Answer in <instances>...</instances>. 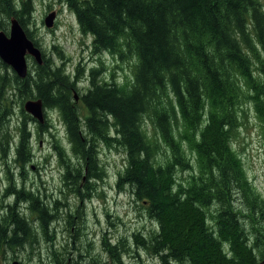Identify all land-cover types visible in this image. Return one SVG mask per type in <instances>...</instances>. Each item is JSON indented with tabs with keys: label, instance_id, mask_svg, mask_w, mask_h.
<instances>
[{
	"label": "trees",
	"instance_id": "1",
	"mask_svg": "<svg viewBox=\"0 0 264 264\" xmlns=\"http://www.w3.org/2000/svg\"><path fill=\"white\" fill-rule=\"evenodd\" d=\"M60 1L76 14L81 31L92 35L95 53L121 60L134 57L133 75L120 83L113 72L107 80L100 59V66L90 69L87 91L78 95L81 68L71 74L43 54L44 62H35L21 78L0 59L2 155L14 149L15 162L34 160V132L41 137L54 125L50 111L44 112L42 123L25 111L24 103L41 98L46 111L58 112L66 129L70 147L52 133L53 147L64 186L81 201L95 197L96 182L106 178L100 144L124 152L116 184L130 186L156 222L157 231L134 237L159 256L160 264H231L224 242L236 252L233 264H262L264 251L260 261L255 255L243 259V251L264 250V226H255L264 219V197L232 141L239 135L248 101L264 129V0ZM32 13L31 0H0V30L8 31L13 16L27 28ZM19 113L15 136L10 124ZM193 162L198 173L183 180L179 171L193 169ZM5 191L15 200L0 210V264L9 247L15 251L33 244L40 229L55 244L50 231L59 219L58 205L63 206L59 199L51 206L39 190L25 184L12 182ZM239 194L246 209L236 204ZM80 213L78 207L67 216L69 227ZM102 245L109 260L95 255L89 260L82 251L78 260L54 247L48 264H127L125 238L113 242L103 236Z\"/></svg>",
	"mask_w": 264,
	"mask_h": 264
},
{
	"label": "rangeland",
	"instance_id": "2",
	"mask_svg": "<svg viewBox=\"0 0 264 264\" xmlns=\"http://www.w3.org/2000/svg\"><path fill=\"white\" fill-rule=\"evenodd\" d=\"M17 3L21 0H16ZM27 1V0H25ZM33 3V13L25 31L31 32L35 43L45 55L46 58L54 61L55 64H63L65 70L71 74L77 68L83 71L82 78L78 83L79 90L76 93L82 95L89 87V73L93 66H100L99 60L103 61L105 79H112L111 74L115 73V79L120 83L128 80L134 71V57L129 60H121L110 53L98 55L93 51L92 35L84 34L77 20L76 14L63 4L60 0H31ZM56 11L57 17L54 25L48 28L45 24L46 16ZM15 17V16H14ZM22 24V23H21ZM23 25V24H22ZM10 20L9 25L10 27ZM9 30V29H8ZM29 36V35H28ZM54 45H57L54 47ZM28 59V57H27ZM29 70L35 64L33 58L28 59ZM78 94V95H79ZM79 108L84 112L83 104L76 99ZM245 110L243 114V124L239 128V135L233 138L232 144L238 154L242 156L245 171L254 184L257 191L264 197V129L260 123L254 103L251 101L243 105ZM50 119L54 127L50 132H43L41 137L34 132L33 146L35 158L29 163L19 164L15 162V150L12 149L6 156L0 152V210L5 211L7 205H11L15 199L11 194H7L6 186L12 182L16 184H25L28 189L34 190L44 197V199L53 204L55 199L61 200L62 205H58V216L52 229L51 235L54 237L55 244L50 238H47L41 229L38 231L37 240L33 244H27L25 247L11 250L4 253L1 258L2 264H12L17 261L18 264H48L53 260L51 249L57 247L62 252H67L69 257L80 260L79 254H89L98 256L103 260H109V255L104 251L102 245L103 236L113 242L125 238L129 244L124 252V259L127 264H160V258L156 254L150 253L140 242L137 243L134 233H143L146 236L157 231L158 227L145 213V209L140 206L141 202L136 201L130 186L119 188L116 184L119 171L122 170L125 162V154L122 150H116L104 143H101L100 158L107 171L104 181L96 182L98 194L91 199L81 201V199L69 193L62 181V166L59 163L57 151L53 147L55 134L60 142L67 146L70 144L67 139L66 129L59 118L57 111L49 108ZM26 111V110H25ZM21 114H15L11 119L10 130L13 135H17ZM37 120V119H36ZM38 122V121H37ZM151 123V122H150ZM152 125V124H151ZM186 152L191 155V160L196 161V156L191 149L187 147ZM194 163V162H193ZM199 168L194 163L193 169L179 171L183 180H186L192 173H198ZM246 199L242 195H237L236 204L242 209H246ZM23 204V211L26 216L32 215ZM81 209L79 217L75 219L73 227H69L66 218L69 214ZM258 217L261 213H256ZM35 216V215H33ZM248 228L251 229L249 219H245ZM38 220L35 217L33 225L37 226ZM255 226L263 230L264 219ZM224 242L223 248L228 253V259L231 258V264L236 262L229 247ZM65 246V247H64ZM79 248V250H78ZM262 248L243 251V259L248 260L256 257L260 261L262 257ZM232 253V254H231ZM231 254V255H230ZM89 260H84L87 264ZM67 264H69L67 262ZM217 264H224L221 260Z\"/></svg>",
	"mask_w": 264,
	"mask_h": 264
},
{
	"label": "water",
	"instance_id": "3",
	"mask_svg": "<svg viewBox=\"0 0 264 264\" xmlns=\"http://www.w3.org/2000/svg\"><path fill=\"white\" fill-rule=\"evenodd\" d=\"M57 17L56 11L50 12L45 18L48 28L54 25ZM10 32L0 30V59L10 65L21 78H25L29 73V63L27 56H33L40 65L44 62L42 50L35 45L25 31V28L17 17L10 19ZM77 99V97H76ZM24 109L39 122H44L46 112L41 98H30L25 101ZM264 263V260L262 261ZM12 264H18L17 261Z\"/></svg>",
	"mask_w": 264,
	"mask_h": 264
}]
</instances>
